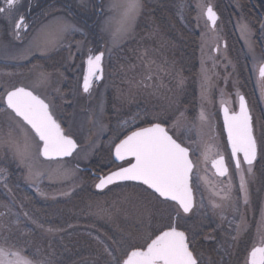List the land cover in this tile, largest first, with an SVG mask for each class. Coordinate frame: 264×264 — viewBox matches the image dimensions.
Instances as JSON below:
<instances>
[{"label":"rangeland","instance_id":"rangeland-1","mask_svg":"<svg viewBox=\"0 0 264 264\" xmlns=\"http://www.w3.org/2000/svg\"><path fill=\"white\" fill-rule=\"evenodd\" d=\"M228 1L232 6L238 4L237 0ZM113 2L54 0L52 5L43 8L44 0H37L31 10L28 3L25 5L24 0H18L13 17L30 13V19L27 18L30 28L20 31L19 38L13 21L0 14V95L14 87L31 89L49 103L66 134L77 140L80 146L70 159L46 161L36 155L38 139L30 128L18 125L16 121L19 118L13 119L9 115L10 110L0 111V199L8 196L14 201L11 196L13 190L9 187V167L17 170L19 185L44 203L70 200L81 190L95 191L97 179L92 177L90 165L109 133L106 108L107 95L112 94L115 96L116 113L137 111L141 118L151 123H168L169 132L189 148L194 164L192 185L195 208L189 215L180 210L177 217L174 203L164 202L142 185L122 184L108 188L97 197L88 198L87 195L86 203L76 210L66 209L69 214L65 220L71 219L72 227L63 226L57 232L49 228L45 236H41L45 238V244L32 247V244L25 246L21 242V219L27 217L26 213L16 211L17 205L13 201L7 203L0 200V248L18 251L33 264H56L60 255L52 238L53 232L71 234L75 226L84 225L90 232L87 234L91 242L98 247L96 254H90L94 257L92 264H111L115 258L113 237L124 244L122 251H125L130 245L142 244L156 229L175 222L178 228L187 229L193 238L200 229L213 226L207 236L209 239L220 238L218 254L226 258L230 253L232 257L235 255L236 249L231 247V243L239 244L252 230L248 246L250 251L264 236V188L261 191L260 212L253 227V191L257 194L260 190L259 178L255 165L248 172V166L242 162L246 193L241 190L240 175L230 159L220 115L221 101L232 112L237 111L238 98L243 90L237 65L224 45L225 28L221 21L211 28L205 17L206 6L214 7L216 1L182 0L180 4L182 14L186 12L187 5L193 7L201 37L197 111L193 118L189 116V110L181 107L187 79L175 63L163 52L159 55L157 48L148 43L139 50L124 48L138 38L137 28L144 11L142 0V8L131 31L116 42L107 28L110 18L117 15L111 10ZM0 7H5V0H0ZM233 24L249 58L255 94L264 109V79L258 76L264 63V27L260 28L259 47L254 28L241 12L238 11L234 17ZM244 25L246 29L242 28ZM64 26H70L69 30L61 31ZM98 52L105 53L104 78L89 94H84L81 87L84 58L89 53ZM4 108L5 105L0 103V109ZM201 111L207 120L200 119ZM251 113L254 134L258 139L252 108ZM124 117L126 121H132L131 117ZM126 121L124 129L140 124L133 121L129 125ZM25 142L32 146L33 156L21 162L16 145ZM209 148L226 158L230 173L225 178H218L211 168L210 159H204ZM89 170L91 175L86 172ZM74 215L78 218L75 219ZM64 253L68 251L64 250ZM247 253L241 264H245ZM207 260L211 264L212 258Z\"/></svg>","mask_w":264,"mask_h":264},{"label":"snow or ice","instance_id":"snow-or-ice-1","mask_svg":"<svg viewBox=\"0 0 264 264\" xmlns=\"http://www.w3.org/2000/svg\"><path fill=\"white\" fill-rule=\"evenodd\" d=\"M18 0H5V7H0V14H4L13 21L14 30L19 38V32L27 30L24 17H13ZM142 8L141 0H114L111 10L117 15L110 18L107 28L111 30L113 41L126 36L132 29ZM206 16L212 27L218 19L212 7L206 6ZM70 26H64L61 31H68ZM246 29L247 26H242ZM104 53L89 55L86 60V73L83 77V91L89 92L94 79H102V60ZM260 76L264 78V65L260 67ZM151 77H149L150 79ZM0 103L5 105L0 111L10 110L9 115L23 127L30 126L36 141V155L47 159L70 156L77 144L71 135L66 134L60 123L55 119L46 103L33 91L20 86L6 89L0 95ZM222 103L224 113V128L230 145V159L234 162L235 171L240 175V188H245V177L242 162L248 165V172L252 171L253 162L257 156V142L253 134L252 117L246 101L239 96V111L230 112ZM200 119L207 120L201 111ZM115 158L125 161L127 166H120L107 175L98 177V189H105L118 181H136L146 185L148 189L164 202H175L176 216L189 213L194 207L192 189L193 161L189 156V148L183 146L162 123H152L147 127H140L115 144ZM32 146L25 142L16 145V153L21 158L31 159ZM204 159H210L212 167L219 176L229 174L228 163L220 152L206 150ZM31 175V169H30ZM39 175V173H37ZM231 185H229V188ZM43 194V193H42ZM227 198V197H225ZM245 200H247L245 194ZM219 207V205H217ZM107 251V249H106ZM109 255L111 253L109 252ZM11 257V258H9ZM115 260V258H114ZM0 264H33L27 256L20 252H12L0 248ZM116 264H197V259L189 246V238L185 231L179 230L175 222H171L156 229L142 244L130 245ZM245 264H264V236L258 244H254L247 253Z\"/></svg>","mask_w":264,"mask_h":264},{"label":"trees","instance_id":"trees-1","mask_svg":"<svg viewBox=\"0 0 264 264\" xmlns=\"http://www.w3.org/2000/svg\"><path fill=\"white\" fill-rule=\"evenodd\" d=\"M213 5H210L218 14V21H221L223 28H225V47L228 49L229 56L233 58L237 65V75L241 84L243 95L247 98L250 108L253 109L256 118L257 143L259 148L258 160L255 164V170L259 178L260 190L255 194L253 191V220L252 225L256 224L259 214L260 201L264 188V109L260 100L255 94L252 83V78L249 68V58L246 55L243 44H241L239 37L234 27V17L238 15V11L251 24L255 30L256 42L260 47L258 38H260V28L264 27V0H237L233 6L228 0H215ZM182 0H142L144 11L140 18L138 25V38L131 44L124 48L132 47L133 50H139L140 47L151 44L157 48L159 55L163 52L171 62L175 63L176 68L187 79L185 87V95L181 100L182 109L189 110V116L194 117L197 111V80L200 74V46L201 37L194 20V9L187 5V10L184 14L180 11V4ZM217 25V23H216ZM215 25V27H216ZM214 27V28H215ZM151 42V43H149ZM144 43V44H142ZM99 85V84H98ZM97 85V86H98ZM115 96L107 95V122L109 125L108 136L104 139L101 150L96 158L91 163L90 167L93 173L105 174L114 168L116 164L112 158V150L116 143L128 135L131 131L140 127H146L152 124L146 119L141 118V114L137 111L128 114L125 111L123 114L115 111ZM124 115L131 117L132 121H126ZM126 122L139 121L140 124L134 126H126ZM138 122V123H139ZM65 130L62 123H60ZM168 129V123H162ZM254 127V126H253ZM66 132V131H65ZM255 133V131H254ZM110 140V142H108ZM9 171V187L13 190L14 201L6 196L4 202L11 203L12 201L17 205L16 211L26 213V218L21 219L22 238L21 242L27 246L32 244H45V231L49 228L54 231H59L63 226H69L73 221L66 219L69 213L66 209H75L86 203V196L97 197L100 194L96 191L81 190L70 197V200H59L53 203H44L40 201L30 190L22 187L18 183V173L15 168H7ZM91 170L86 171L89 174ZM92 174V173H91ZM90 174V175H91ZM92 177L95 178L92 174ZM127 184V183H126ZM122 185V184H120ZM124 185V184H123ZM119 185H115L114 188ZM96 192V193H95ZM81 203V204H80ZM75 219L76 217L74 215ZM34 219V220H33ZM35 222H33V221ZM86 221L87 219H83ZM69 227H72L70 225ZM186 232L189 238L191 250L193 251L198 264H209L208 257L212 258L211 264H241L246 253L249 251L248 246L251 241L252 230L240 240L239 244L235 246L231 243V247L236 249L234 257L231 253L228 258L223 256L220 252V238L209 239L207 234L213 230V226L200 229L197 236L193 238L189 231L185 228H179ZM87 227L84 225L75 226L71 230V234L65 232H53L52 238L56 246V251L59 253V258L56 264H92L90 254L97 252V246L91 242V237L87 233ZM65 243L62 244L64 242ZM94 240V239H93ZM115 240L113 256L115 260L111 264H116V260L122 257L124 251L117 237ZM62 241V242H60ZM122 243V244H121ZM229 245V243H228ZM234 245V246H233ZM64 250L68 253L65 254ZM232 258V261H231Z\"/></svg>","mask_w":264,"mask_h":264},{"label":"water","instance_id":"water-1","mask_svg":"<svg viewBox=\"0 0 264 264\" xmlns=\"http://www.w3.org/2000/svg\"><path fill=\"white\" fill-rule=\"evenodd\" d=\"M213 9V8H212ZM213 11L216 13V15H217V17H218V14H217V12L213 9ZM205 17H206V19H207V16H206V11H205ZM217 21H218V19H217ZM217 21H216V23H217ZM209 25H210V27L211 28H214V27H212L211 26V24L209 23ZM216 25V24H215ZM100 53V52H99ZM99 53H97V54H99ZM91 55H96V54H91ZM89 56V55H88ZM87 56V57H88ZM87 57H86V59H85V61H84V74H83V77H84V75H85V73H86V69H87V65H86V60H87ZM103 62H104V57H103V60H102V67H103V76H102V79H94L93 80V82H92V87L89 89V92H87V93H85L84 91H83V78H82V84H81V87H82V91H83V93L84 94H89L92 90H93V88H95L99 83H101V81L103 80V78H104V65H103ZM262 65H264V63L262 64ZM261 65V66H262ZM260 66V67H261ZM260 70V69H259ZM259 79H264V78H262L261 76H260V72H259ZM26 88V87H25ZM28 89V88H27ZM28 90H30V89H28ZM30 91H32V90H30ZM34 93V92H33ZM35 94V93H34ZM35 95H37V94H35ZM39 96V95H38ZM243 97H244V99H245V101H246V104H247V107H248V110H249V112H250V115H251V110H250V108H249V105H248V102H247V99L245 98V96L244 95H242ZM43 99V98H42ZM46 102V101H45ZM47 103V102H46ZM224 106H227V105H225L224 104ZM228 107V106H227ZM229 108V107H228ZM229 111L231 112V110L229 109ZM237 111H239V98H238V109H237ZM220 115H221V119H222V123H223V129H224V133H225V136H226V141H227V145H228V149H229V151H231V149H230V145L228 144V140H227V131H226V129L224 128V113H223V110H222V106H221V108H220ZM251 117H252V115H251ZM59 123V122H58ZM61 125V124H60ZM27 126V125H26ZM150 126V125H149ZM29 128H30V126H28ZM62 127V126H61ZM166 127V126H165ZM252 127H253V125H252ZM30 130H31V128H30ZM32 132H33V130H31ZM34 133V132H33ZM170 134V133H169ZM253 134H254V132H253ZM171 135V134H170ZM125 138V137H124ZM174 138V137H173ZM38 139V138H37ZM72 139H74V138H72ZM175 139V138H174ZM75 140V139H74ZM75 142H76V144H77V147H76V149L72 152V154L70 155V156H65V157H56V158H53V159H47V158H45V157H43L42 155H41V157L44 159V160H46V161H57V160H67V159H70L71 157H73V155L77 152V150L79 149V144H78V142L75 140ZM114 152H115V147H114V149H113V153H112V156H113V160H114V162L116 163V164H118V165H120V164H123V163H125V161H119V160H117L116 158H115V155H114ZM189 156H190V151H189ZM257 157H258V146H257V156H256V159H255V161L253 162V165L255 164V162H256V160H257ZM191 158V157H190ZM226 159V158H225ZM227 162V161H226ZM245 165H247V164H245ZM125 166H127V165H125ZM248 166V165H247ZM211 168L213 169V171H214V174L217 176V177H219V178H225L226 176H219V175H217L216 174V170L212 167V164H211ZM229 168V167H228ZM116 169H114V170H112V171H115ZM111 172V171H110ZM110 172H108V173H110ZM108 173H106V174H99V175H95L94 174V176L97 178V183H99V180H98V177L99 176H102V175H107ZM228 176V175H227ZM96 183V184H97ZM122 183H136V184H141L140 182H136V181H118V182H116V183H114V184H112V185H109L107 188H105V189H98V188H96V186H95V189H96V191H98V192H103V191H105L106 189H108L109 187H111V186H114V185H117V184H122ZM141 185H143V184H141ZM143 186H145V187H147L146 185H143ZM193 189V188H192ZM151 190V189H150ZM152 191V190H151ZM193 196H194V192H193ZM169 202H171V201H169ZM172 203H174L175 204V202H172ZM194 206H195V197H194ZM194 209V207L192 208V210ZM192 210L189 212V213H183V211H182V213L183 214H186V215H188V214H190L191 212H192ZM180 230V229H179ZM182 231V230H181ZM190 246V245H189ZM194 255V254H193Z\"/></svg>","mask_w":264,"mask_h":264},{"label":"flooded vegetation","instance_id":"flooded-vegetation-1","mask_svg":"<svg viewBox=\"0 0 264 264\" xmlns=\"http://www.w3.org/2000/svg\"><path fill=\"white\" fill-rule=\"evenodd\" d=\"M36 1L37 0H24V2H25V5L28 3V5H29V7H30V9H31V7H32V9L31 10H33V6L34 5H36ZM40 1H43V0H40ZM52 3H54V0H44V5L42 6L43 8H44V6L47 8V6H50V5H52ZM42 7H40V8H42ZM26 16H23L24 17V22H25V24L27 25V30L26 31H28V28H30V25H28L27 23H28V21H27V18H28V20L30 19V17H29V15H30V13H24ZM91 53V52H90ZM90 55V54H89ZM85 59V58H84ZM83 74H84V69H83V71H82V78H83ZM257 162V161H256ZM256 164V163H255ZM259 209H260V207H259ZM259 212H260V210H259Z\"/></svg>","mask_w":264,"mask_h":264}]
</instances>
